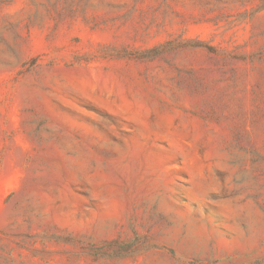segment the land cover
<instances>
[{
    "label": "rangeland",
    "instance_id": "374dc122",
    "mask_svg": "<svg viewBox=\"0 0 264 264\" xmlns=\"http://www.w3.org/2000/svg\"><path fill=\"white\" fill-rule=\"evenodd\" d=\"M0 264H264V0H0Z\"/></svg>",
    "mask_w": 264,
    "mask_h": 264
}]
</instances>
